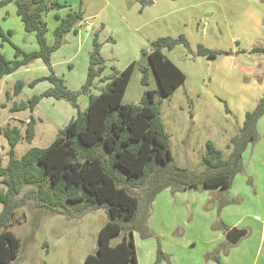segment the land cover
<instances>
[{
    "label": "rangeland",
    "instance_id": "obj_1",
    "mask_svg": "<svg viewBox=\"0 0 264 264\" xmlns=\"http://www.w3.org/2000/svg\"><path fill=\"white\" fill-rule=\"evenodd\" d=\"M68 1L72 3L67 5L74 11H80L83 16L76 29L77 35L87 37V40L80 42L81 53L70 59L76 53L78 44L75 35L67 36V42H63L54 54V60L58 62L57 71L69 74L74 80L83 77L85 65L89 64L92 39L97 32L101 44L100 54L107 73L112 75L131 61L136 62L122 103L138 105L144 91H159L156 77L141 51L147 52L150 42L157 38L183 36L188 42L187 47L178 45L170 51L165 50L164 54L185 75V80L171 96L155 95L160 121L169 136L173 163L181 168L201 172V159L206 154L208 141L221 151L224 159L228 157L230 149L227 147L242 126L244 114L254 109L264 91V74L258 78L256 73L241 71L243 74H236L232 71L236 62L240 63V67L252 66L254 61H259L258 55L249 52L264 44V0ZM149 1L154 3L148 5ZM4 9L0 12V28L5 34L11 32V43L25 51H30L32 44L37 48L34 34L23 30L15 14L14 4L10 3ZM67 11L63 9L57 13L65 16ZM54 13L51 11L43 16L49 44L53 41L52 32L57 24ZM86 24L89 27H85ZM198 45L211 51L228 52L230 55H219L215 60L196 56ZM0 53L6 59H13L14 50L5 42L0 47ZM65 58L68 62L62 65L60 62H65ZM34 61L37 64L30 70L24 67L0 80V131L8 125L19 128L21 138L14 150L16 159L32 147H48L71 119L69 113L73 112L74 116L76 114L68 102L52 98H42L33 112L12 111L32 96L42 94L45 86L49 85L48 82H40L34 88L28 87L27 83L49 75L40 60ZM144 68L148 69V86L141 84ZM18 81L23 82L24 86L17 96H13V87ZM251 82L254 84L248 99L233 95L244 87L241 84L248 85ZM257 96V100L253 99ZM85 102L87 97L80 94L77 99L80 112L85 111ZM30 116L35 120V126L34 137L28 141L25 138V127ZM260 131H264V125ZM7 151V141L0 132V167L8 163ZM247 184L252 187L250 178H247ZM0 189H3L1 178ZM200 190L198 193H203ZM206 193L203 195L206 196ZM190 202H195L193 196L175 199L169 189L162 191L151 208L150 219L146 220L147 228H153V232L171 229L176 233L173 234L175 237L190 238V230L194 232L195 229L204 228L205 217L202 213L208 208L204 201L202 211L193 219L190 211L195 210L196 206ZM188 204H191V208ZM244 205L248 208V203ZM68 208V212L62 214L45 213L37 209L31 200L18 206L7 230L20 239L21 245L17 257L9 264H82L87 254H95L97 234L107 221L105 208L78 209L72 204H68ZM140 208L141 215L144 208L142 202ZM250 210L254 211L252 207ZM135 234L137 241H142L140 234ZM119 240L120 236H116L112 238L111 244Z\"/></svg>",
    "mask_w": 264,
    "mask_h": 264
},
{
    "label": "trees",
    "instance_id": "obj_2",
    "mask_svg": "<svg viewBox=\"0 0 264 264\" xmlns=\"http://www.w3.org/2000/svg\"><path fill=\"white\" fill-rule=\"evenodd\" d=\"M10 3L14 4L24 31L34 34L38 49L30 52L21 50L11 43V32L5 34L0 28L1 41L14 50L12 60H7L0 53V80L34 60H40L48 68L49 75L33 80L28 87L33 88L41 81L50 84V88L42 94L32 96L12 111L33 112L42 98H52L68 102L76 110V116L59 131L48 147H32L18 159L14 157V150L21 138L19 128L8 125L0 131L8 144V163L0 167L3 185L0 189V264H9L17 257L21 241L7 230V226L15 209L25 204L26 200H31L37 209L45 213L68 212V204L78 209L104 207L107 221L97 234L95 254H87L82 264H137L133 233H139L143 239L151 237L146 220L160 192L169 189L175 194L189 188H216L226 192L234 176L243 173L242 155L247 146L258 139L256 125L264 115V91L254 109L245 113L242 126L231 138L226 159L208 141L206 154L201 159V172L178 167L173 163L169 136L160 121L155 95L169 97L185 80V75L164 54L165 50L170 51L178 45L187 47L188 42L183 36L157 38L150 42L147 52L141 51L156 77L159 91H144L138 105L123 104L136 62L132 61L123 70L115 71L100 92L92 94L94 80H104L101 78L104 59L100 54L97 32L92 39L86 80L79 92L69 90L64 80L52 71L51 54L61 46L65 34L76 31V24L83 19L80 11H74L57 0H0V9ZM63 9L68 10L65 16L57 13ZM51 11H55L57 24L52 32L53 41L49 44L43 16ZM253 53L264 54V46L252 48L249 54ZM195 55L214 59L230 53L211 51L198 45ZM147 73L148 69L144 68L143 86H148ZM23 86V82H16L12 95L17 96ZM80 94L88 98L84 112L78 109ZM34 126L35 120L30 116L25 127L28 141L34 137ZM141 202L144 208L140 215ZM230 203L236 202L227 200L219 204L218 212L221 206ZM116 236H120V240L111 244ZM225 246L230 244L224 241L205 258L220 264L218 254ZM161 260L171 264L158 247L156 263Z\"/></svg>",
    "mask_w": 264,
    "mask_h": 264
},
{
    "label": "crops",
    "instance_id": "obj_3",
    "mask_svg": "<svg viewBox=\"0 0 264 264\" xmlns=\"http://www.w3.org/2000/svg\"><path fill=\"white\" fill-rule=\"evenodd\" d=\"M57 1L61 4H66V5L70 2L68 0H57ZM153 3L154 2H148L147 4L149 5ZM106 5L109 6L108 2L106 3ZM6 6L2 7L0 9V12L2 10H5L4 8ZM141 12H143V9ZM3 20H5L4 17ZM87 26L88 25L86 24L85 27ZM75 30H76L75 32L71 31L65 34L63 38V42H67L68 40L67 36L69 34H73L76 36L75 40L78 44L76 53L73 56H70L71 57L70 59L77 57L78 54L81 53L82 49H80V42H85V40H87V37H81L77 35L78 32L76 27ZM9 39H11V37H9ZM2 43L3 42L1 41L0 47L2 46ZM32 45L33 46L30 49V51H36L38 49V46L36 48L34 44ZM61 46L51 54V58H50L51 68L56 76L64 80V83L69 90L75 91L77 89H80V87H82L83 84L85 83L88 65L85 61L86 65L84 70V76L81 78L78 77L76 80H74L73 77H70L69 74H65L64 72L59 70L57 71L56 64L58 62H55L54 54L61 48ZM263 46L264 44L257 47H263ZM20 49L25 51L22 48ZM30 51H25V52H30ZM253 55H258L259 61L256 62L254 61L255 64H252V66L241 65L240 67H239L240 63L236 62L235 64L236 67L233 68L232 71H235L236 74H240V73L243 74L241 71H243L244 73L248 72L251 74L256 73L258 78H261V76L264 74V54L253 53ZM13 58H14V53H13ZM215 59L216 58L212 60ZM232 59L233 58H231V60ZM7 60H12V59H7ZM34 62L36 61H33L27 66H24L26 68L25 70H30V68L34 64H37ZM67 62L68 60L65 58V62L62 61L60 63L62 65H65L67 64ZM237 67L239 68L237 69ZM255 67H256L255 71L252 70ZM10 75H7L5 77H9ZM46 76L47 74L43 77ZM108 77H111V74L106 72V67H105L101 75V78H103L104 80L100 81L99 78H96L93 82L94 86L91 90V93L98 94L102 89V87L107 82ZM41 82H47V81H41ZM29 83H27V85ZM253 84L254 83L252 82L248 85H244V83L241 84L244 87H242L240 91L233 93V95L239 96L243 100L248 99L250 95L249 92ZM48 88H50V84L48 86H45V91ZM153 91H157V90H153ZM9 96L10 95L8 94V97ZM85 96L87 97V95ZM253 99L257 100L258 96L255 98L253 97ZM56 101H60V100H56ZM84 106L85 107L87 106L86 102L84 103ZM73 116L74 113L70 112L68 117L73 119L76 116V114L74 117ZM262 125H264V115L258 120L256 125L258 142L254 145L252 144L248 145L242 155L243 168H244L243 169L244 171L242 173L243 175L237 174L236 176H234L231 182V186L226 192H220L219 189L216 188L202 189L203 193L207 192L206 196H204L203 193L201 194L198 193L199 191H201L200 189L189 188L187 190H184L182 192H177L174 194L175 199L185 198L186 196L194 197L195 202H190L192 204H195L196 206L195 210L193 209L192 211H190L191 214L190 216L193 219L194 217L196 218L198 217L197 214H199L202 211L204 206L202 203L206 201L207 203L206 205L208 208H206L205 212L202 213V216L205 217L204 228H202L201 230L195 229L194 232L190 230L189 231L190 238L188 239L185 237L178 238L173 236V234L176 233H173L171 229H166V230L160 229V230H154L155 232H153L152 230L153 228H148L149 231L151 232V235H153V237L155 236V238L148 237L146 239L142 238L141 239L142 241H137L136 234L134 232L133 240L135 244L137 264H167L165 260H161L159 263H156L158 247L160 248L162 253L168 257L169 262L171 264H215V262L212 259H206L205 257L207 254L213 252L216 249V247L221 245V243L226 241L225 235L227 231L230 230L231 228H236L244 231V235L241 237V239L238 241L237 244L234 245L230 244L229 247L225 246V248H222V250L219 251L218 256H219L220 264H264V204H261V202L264 203V146H262V144H264V139H263L264 131H260V127ZM247 178L251 179L252 187H250L247 184ZM161 193L162 192H160L159 194ZM159 194L155 197L151 205V208L154 206V203L156 202ZM245 198L247 201L245 200ZM227 200H234L236 203L224 204L223 206H221L218 212L219 204L225 203ZM245 203H248V208L245 207L244 205ZM182 207L185 208V206ZM188 207L191 208V204H188ZM250 207L254 209L253 212H251ZM148 219H150V216L147 217V220ZM225 227L228 228L227 231L224 230ZM156 234L158 236H156Z\"/></svg>",
    "mask_w": 264,
    "mask_h": 264
},
{
    "label": "water",
    "instance_id": "obj_4",
    "mask_svg": "<svg viewBox=\"0 0 264 264\" xmlns=\"http://www.w3.org/2000/svg\"><path fill=\"white\" fill-rule=\"evenodd\" d=\"M243 235H244V231L236 229V228H231L230 230L227 231L225 235V240L229 244L234 245L238 243V241L241 239Z\"/></svg>",
    "mask_w": 264,
    "mask_h": 264
}]
</instances>
